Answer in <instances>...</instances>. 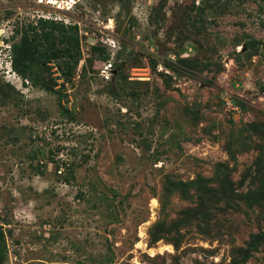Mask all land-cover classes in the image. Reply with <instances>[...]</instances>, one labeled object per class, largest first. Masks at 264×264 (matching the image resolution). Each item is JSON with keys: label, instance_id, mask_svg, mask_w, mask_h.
Here are the masks:
<instances>
[{"label": "rangeland", "instance_id": "374dc122", "mask_svg": "<svg viewBox=\"0 0 264 264\" xmlns=\"http://www.w3.org/2000/svg\"><path fill=\"white\" fill-rule=\"evenodd\" d=\"M38 18L79 29L80 63L65 78L52 61L49 92L10 64ZM256 159L264 0H0L2 264H229L264 233L241 196Z\"/></svg>", "mask_w": 264, "mask_h": 264}, {"label": "trees", "instance_id": "16d2710c", "mask_svg": "<svg viewBox=\"0 0 264 264\" xmlns=\"http://www.w3.org/2000/svg\"><path fill=\"white\" fill-rule=\"evenodd\" d=\"M14 34H19L20 37L18 41L13 40L10 46L12 70L23 81L34 87L48 92L54 90L56 81L50 72L52 61H58L57 67L65 78L71 77L80 63L81 50L77 24H67L62 20L50 18H38L34 22L16 27ZM90 53L91 57L95 55V58L103 61L110 58L109 52L100 45H92ZM115 68L117 72H120L118 66ZM255 169L259 185L241 195L249 207L264 206V164L261 166V160L256 159ZM159 224H155L154 228L158 229ZM161 237L156 235L152 238L158 240ZM4 240L5 235L0 225V264L3 263L5 257ZM263 243L264 233L252 234L246 246L238 250V256L234 254L229 264H245L252 253L258 251Z\"/></svg>", "mask_w": 264, "mask_h": 264}, {"label": "built area", "instance_id": "2783aa9c", "mask_svg": "<svg viewBox=\"0 0 264 264\" xmlns=\"http://www.w3.org/2000/svg\"><path fill=\"white\" fill-rule=\"evenodd\" d=\"M105 67H106V68L111 67V63H109V62H108V63H105Z\"/></svg>", "mask_w": 264, "mask_h": 264}, {"label": "bare ground", "instance_id": "6f19581e", "mask_svg": "<svg viewBox=\"0 0 264 264\" xmlns=\"http://www.w3.org/2000/svg\"><path fill=\"white\" fill-rule=\"evenodd\" d=\"M154 202H156V201H154ZM158 205V204H157Z\"/></svg>", "mask_w": 264, "mask_h": 264}]
</instances>
